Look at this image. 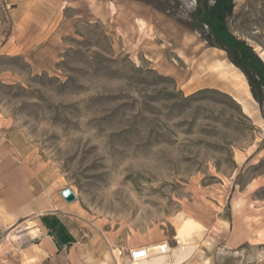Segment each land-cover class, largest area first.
<instances>
[{"label":"rangeland","instance_id":"rangeland-1","mask_svg":"<svg viewBox=\"0 0 264 264\" xmlns=\"http://www.w3.org/2000/svg\"><path fill=\"white\" fill-rule=\"evenodd\" d=\"M263 49L264 0H0V141L73 188L115 264L182 230L185 264H264L263 133L209 66L263 79ZM36 228L0 202V264H30Z\"/></svg>","mask_w":264,"mask_h":264},{"label":"crops","instance_id":"crops-1","mask_svg":"<svg viewBox=\"0 0 264 264\" xmlns=\"http://www.w3.org/2000/svg\"><path fill=\"white\" fill-rule=\"evenodd\" d=\"M260 58L264 63V49ZM210 63L221 65V70L211 67ZM209 66L219 71L211 82L212 87L236 100L242 112L262 131L264 137V86L261 95L246 71L230 59H215L209 62ZM1 142L2 210L14 223L27 219L37 226L31 230H36L32 250L37 254L32 256L34 259L30 264H115L103 241L91 239L96 234L80 227L81 204L77 200L67 202L61 195L63 188L55 190L45 185L25 159L17 158L13 149ZM263 182L264 176L256 178L252 186L257 187Z\"/></svg>","mask_w":264,"mask_h":264},{"label":"bare ground","instance_id":"bare-ground-1","mask_svg":"<svg viewBox=\"0 0 264 264\" xmlns=\"http://www.w3.org/2000/svg\"><path fill=\"white\" fill-rule=\"evenodd\" d=\"M211 67L220 68L221 65L211 64ZM225 71V70H224ZM223 71V72H224ZM222 72V73H223ZM180 219L183 218V214L179 215ZM261 236H264V232H260ZM177 238L179 239V245L176 247L169 246V252L166 254L152 253L150 257L128 261L130 264H183L191 257L192 253L196 249V246L190 242L191 234L186 233L184 230L178 232ZM193 239V238H192ZM192 241V240H191Z\"/></svg>","mask_w":264,"mask_h":264},{"label":"built area","instance_id":"built-area-1","mask_svg":"<svg viewBox=\"0 0 264 264\" xmlns=\"http://www.w3.org/2000/svg\"><path fill=\"white\" fill-rule=\"evenodd\" d=\"M169 252V242L159 241L150 243L130 250L128 261L140 260L150 257L152 253L166 254Z\"/></svg>","mask_w":264,"mask_h":264},{"label":"water","instance_id":"water-1","mask_svg":"<svg viewBox=\"0 0 264 264\" xmlns=\"http://www.w3.org/2000/svg\"><path fill=\"white\" fill-rule=\"evenodd\" d=\"M61 195L67 202H73L77 200L78 196L72 187H66L61 190Z\"/></svg>","mask_w":264,"mask_h":264},{"label":"trees","instance_id":"trees-1","mask_svg":"<svg viewBox=\"0 0 264 264\" xmlns=\"http://www.w3.org/2000/svg\"><path fill=\"white\" fill-rule=\"evenodd\" d=\"M245 71L249 75L254 88L258 89L260 94L263 95L264 80L261 78V76L259 78L257 77L258 79H255L254 76H252L247 70Z\"/></svg>","mask_w":264,"mask_h":264}]
</instances>
